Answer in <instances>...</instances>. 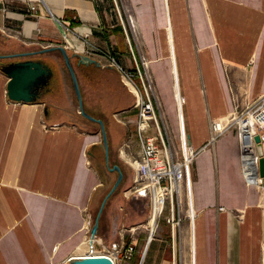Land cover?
I'll return each mask as SVG.
<instances>
[{
  "label": "crops",
  "instance_id": "0c3cea01",
  "mask_svg": "<svg viewBox=\"0 0 264 264\" xmlns=\"http://www.w3.org/2000/svg\"><path fill=\"white\" fill-rule=\"evenodd\" d=\"M59 23L72 30L70 39L79 50L110 48L127 68H134L133 56L140 65L146 60L173 146L179 145L182 127L190 144L201 147L210 120L226 117L237 98L251 102L264 94V0H225L223 7L218 0H0V54L64 45ZM5 27L20 34L6 35ZM87 32L82 44L78 34ZM59 53L31 57L53 72L34 102L10 100L9 78L0 69V264H69L87 239L88 218L97 214L117 177L107 167L99 126L77 115ZM89 56L99 65L78 64L71 57L82 103L105 126L108 162L115 156L122 160L119 149L133 126L115 122L119 132L111 114L132 102L119 85L118 92L109 91L117 101L109 113L100 108L106 95L99 105L92 101L85 79L97 71L106 86L110 69L101 66L98 54ZM15 60L20 59L0 60V66ZM111 73L119 81L117 72ZM54 77L59 91L51 87ZM174 79L185 98L180 115ZM247 161L253 172L255 154ZM124 166L118 198L122 192L128 199L132 170ZM189 178V235H180L176 245L171 234L152 238L142 264H181L186 255L190 264H264V187L243 176L233 129L197 154ZM116 196L109 203H118ZM131 208L129 220L138 223ZM143 252L136 248L132 259L115 264H139Z\"/></svg>",
  "mask_w": 264,
  "mask_h": 264
},
{
  "label": "built area",
  "instance_id": "2783aa9c",
  "mask_svg": "<svg viewBox=\"0 0 264 264\" xmlns=\"http://www.w3.org/2000/svg\"><path fill=\"white\" fill-rule=\"evenodd\" d=\"M35 6H30V11H34ZM121 23L122 19L120 18ZM61 25V37L66 49L75 53L89 55L98 54L103 62L101 66L114 68L120 77L121 82L131 91L135 98L132 110L135 111V117L129 118L123 112L116 117L118 122L126 126H133L129 129L128 139L123 143L120 154L124 156L127 164L132 168V183L129 188L130 194L134 196H145L150 200V215L159 210L155 215V220L161 214L162 210L170 207L171 215L167 218V223L171 226L172 238H175V230L178 221L174 217L175 201L179 203V198L183 193L190 194V168L197 154L206 147H213L217 139L228 130L233 129L236 133L238 151L241 163L242 174L246 180L260 186L261 177L257 172V151L254 137L257 135L259 141L264 143V94L253 101L241 103L236 99L234 110L221 120L212 119L209 122V135L205 144L199 148H194L188 139V136L181 127V139L179 145L172 146L168 140V134L161 127L162 121H159V114L155 110L153 103V80L148 73L146 60L138 64L134 58V68H127L120 64L113 55L112 49H102L98 46H90L86 49L77 48L70 39L72 30ZM59 25V26H60ZM2 32L9 36L19 35L20 31L10 27L2 28ZM90 34H78L82 44L87 43V36ZM68 38V39H67ZM129 50L132 51L131 46ZM174 103L178 114L184 105L185 98L181 94L178 83L174 79ZM133 138L138 142L136 150L130 149L129 155H126V147H130ZM128 151V150H127ZM255 153V169L248 170L245 165V155ZM149 215V217H150ZM149 220V219H148ZM153 232L149 233L147 243L152 240ZM135 239L129 243L123 241L119 246L114 247L111 254H115L116 260H130L135 254ZM74 257H70V260Z\"/></svg>",
  "mask_w": 264,
  "mask_h": 264
},
{
  "label": "rangeland",
  "instance_id": "374dc122",
  "mask_svg": "<svg viewBox=\"0 0 264 264\" xmlns=\"http://www.w3.org/2000/svg\"><path fill=\"white\" fill-rule=\"evenodd\" d=\"M224 2H225V0H218V7H223ZM59 56H60V59L62 60V65L65 68L64 70L67 74L69 88L71 89L72 94H73L72 95L73 96V103H74L75 107L76 106L78 107V101H77L75 92L73 90L72 81H71L69 71H68L60 53H59ZM73 68H74V66H73ZM103 68H109L110 69L109 70L110 75H106L108 85L107 84H106V86L104 85V83L100 80V77H97V75H96V74H98V72L95 71V72H91V75L92 76L94 75L95 78H92L90 80V77L88 76L89 79L88 78L85 79L86 86L84 88V91L86 94L93 93L95 95V96L92 95L91 98L93 99L92 101L96 102L97 105H99L98 102L101 101V99H103V96L106 95L107 100L105 102V107L102 106V105H104V101H105V99H104L100 108L101 109L104 108V110L107 113H109V111L112 110L117 104L116 97L113 96L114 93L109 92V91H113V90L117 89V92H118L120 89V92H121L120 94L125 95L126 101L132 102L130 104V106L122 108V109L114 110L111 114V118H112L111 120H113L111 123H112L113 127H115L120 132L121 131L120 126L116 123H119V124H122V123L118 122L116 117L119 113L123 112V114L128 116L129 118H134L135 117V111L132 110V106H133V103L135 102V98H134L133 94L131 93V91L121 82L119 75H118V79H119V81H118L116 79V77L113 75V73H111L113 71H116L114 68H111V67H103ZM74 71H75V69H74ZM94 73H96V74H94ZM117 74H118V72H117ZM76 76H77V74H76ZM110 85H111V87L109 88ZM118 85L120 86L119 89H118ZM51 87L56 88L57 91H59V89H60V86L57 83V79H55V77L51 81ZM127 92L131 96L128 95ZM109 94H111L112 96ZM131 97H132V99H131ZM61 99L63 100V98H61ZM232 99L234 100L236 98L232 97ZM237 99L239 101H242V100H240L241 98H237ZM92 101L90 102V100H88V103L91 104V103H93ZM153 103H154L156 112L159 114V121L163 122V125H161V127L166 131V133L168 134V140L171 142V140L173 139L172 134H171L170 129L167 125L166 118L164 117V115H162V112H163L162 105L160 103L158 93L156 91L154 84H153ZM83 108H84V106H83ZM78 111H79V107H78ZM77 115L82 116L80 113H78ZM216 119H218V118H216ZM84 120H86L88 122H92V121L86 119L85 117H84ZM92 123L95 124L96 126H99L96 122H92ZM122 125H124V124H122ZM180 125H181V121H180ZM180 130H181V128H180ZM129 132L130 131L128 129L127 133H126L127 134L126 139H124V142L128 139ZM130 145H131L130 147H126V149L128 150V151L126 150V155L130 154L129 153L130 149L136 150L138 148V142L136 141L135 138H133L132 143L130 142ZM121 147L122 146H120V149H122ZM111 161H113L114 164L120 165V167L122 166V169L125 167L124 164L125 163L127 164L126 159L122 158V160H121L117 156L111 157L109 159V165L110 166L112 165ZM124 161H125V163H124ZM127 165L130 167L129 164H127ZM131 170H132V168H131ZM102 173H103V171H102ZM114 174H117V172L114 171ZM113 177H115V175L112 176V179H113ZM112 182H113L112 180L110 182H108V185L109 186L112 185ZM118 188H119V185L116 187V189L114 190L112 195L110 197H108L107 200L105 201L99 217H97V214H98V212H97V214L93 213L88 218V225L89 226H88V232L86 234V238H87L86 240H88L90 238V236H95V238H96V241L94 242L92 249L96 250V252H102V250H103V251H105V253H111L114 250V247L119 246V244H121L122 240L124 243H129L133 239H135V241L138 239L135 242V245L139 251H142V249H144V247L147 243V239H148L149 233L151 231L153 232V235H152L153 238L160 239L159 237L161 235V237H163L164 239H167V237H168L167 235L171 234V226L166 221L167 218L171 215L170 207L166 206L162 210L161 214L157 217L156 220H154V225H152V228H151L150 224H149V220H150L149 215H150V210H151L149 198L145 197V196L136 197L133 194H130V192H129L128 199H125L123 197L122 192H121V197L118 198L119 192H120V190ZM121 191H123V190H121ZM126 191H128V189L123 191V192H126ZM115 194L117 195L116 197L118 198V203H116L117 200H113V204L109 203V199ZM135 198H138V200H136ZM190 202H191V194L188 195L187 191H186V193H183V195L179 198L178 204H177V201H175L174 217H175V220L178 221V225L176 226V230H175V241H176L175 245L177 244L180 235H186V236L189 235L188 233L190 232V221H191V216H192V209L190 206L191 205ZM116 204L120 205L121 210H119L116 207ZM114 206H115V208H114ZM130 206L132 207L131 210H133V212L138 213V218H137L138 223L131 224V221L129 220L128 213L130 212ZM96 222H97V231L94 235H91L90 229H91L92 225ZM136 225H138V227L134 228V231L132 233L131 232L132 227H136ZM187 247L189 248L188 245H187ZM263 258H264V250H263ZM182 259L183 260H182L181 264H190V256L189 255H186Z\"/></svg>",
  "mask_w": 264,
  "mask_h": 264
},
{
  "label": "water",
  "instance_id": "95a60500",
  "mask_svg": "<svg viewBox=\"0 0 264 264\" xmlns=\"http://www.w3.org/2000/svg\"><path fill=\"white\" fill-rule=\"evenodd\" d=\"M55 50L60 52L63 61L69 71L73 90L75 92L78 101L79 113L86 119L92 122H96L99 125L102 145L105 149V154L107 158V167L110 171L117 172V177L115 179V182L113 183L112 187L110 188V190L108 191V193L105 195V197L101 202L97 214V217H99L105 201L112 194V192H114L116 187L120 184L123 178V174L121 172L120 167L117 164H113L111 167L109 166L107 138L102 120L97 119L94 116L90 115L83 108L82 95L76 73L71 63V57L72 56L76 57L78 60V64H82V65H89V64L99 65V62L96 59L91 58L89 55L86 54H80L75 52L70 54L64 46L58 45V46H50L33 52H16L13 54H6V55L0 54V60L20 59L3 64L0 66V69L9 78L6 85V89H7L8 98L10 100L16 102H26V103L34 102L37 99H39L41 91L48 84V81L52 76L53 72L50 66H48L39 59H32L31 57L37 54H43ZM254 140L256 141V151H257V172L258 175L261 177L262 186L264 187L263 147L257 135L254 137ZM96 231H97V222L94 223L90 229L91 235H94ZM147 247H148V243H146L144 247V252L139 264H142L144 253ZM69 264H114V262H112L110 258H80V259L73 258L69 260Z\"/></svg>",
  "mask_w": 264,
  "mask_h": 264
},
{
  "label": "bare ground",
  "instance_id": "6f19581e",
  "mask_svg": "<svg viewBox=\"0 0 264 264\" xmlns=\"http://www.w3.org/2000/svg\"><path fill=\"white\" fill-rule=\"evenodd\" d=\"M251 154H253V153L248 152L245 155V165H246V168L248 170H249V168H248L247 157H249ZM255 159H256V155H255ZM253 162H254V160H253ZM158 210H159V208L156 207L155 212L153 214H151L149 217L150 218L149 224H150L151 228H152L153 222L155 220V215L158 212ZM95 241H96L95 236H90L89 240L84 241L83 244L80 245V247L77 249V251L73 255V257L77 258V259H80V258H110L112 260V262H114L115 254L105 253V251H103V250H102V252H96V250L92 249Z\"/></svg>",
  "mask_w": 264,
  "mask_h": 264
}]
</instances>
